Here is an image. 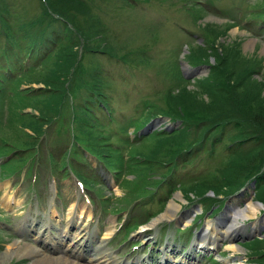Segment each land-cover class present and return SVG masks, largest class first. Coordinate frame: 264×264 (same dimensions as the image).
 I'll list each match as a JSON object with an SVG mask.
<instances>
[{
  "label": "rangeland",
  "instance_id": "1",
  "mask_svg": "<svg viewBox=\"0 0 264 264\" xmlns=\"http://www.w3.org/2000/svg\"><path fill=\"white\" fill-rule=\"evenodd\" d=\"M262 11L264 0H0V162L5 160L0 166V219L8 209L10 232L27 217L42 227L60 224V219L64 225L72 203L79 201L74 212L79 226L88 223L79 217L83 207L102 209L100 221L96 212L89 221L92 229H104L107 222L120 224L127 216L129 227H139L131 233L137 240L141 224L177 198L181 205L168 217H177L173 223L183 225L185 212L196 213L183 225L185 230L176 231L173 223L167 229L166 241L177 250L170 254L175 261L191 257L192 264H264V230L252 231V226L264 223V201L255 197V179L239 188L234 199L244 204L252 196L263 206L244 220V228L233 238L216 235L231 218L226 215L231 195L217 186L223 188L224 177L233 176L232 169L241 163L229 162L239 146L230 143L245 139L240 148L255 150L257 141L243 137L252 133L253 121L232 117L224 124L196 125L184 118L185 106L191 103L194 108L218 103L225 110L241 105L252 116L264 114V19L256 27ZM70 47L76 50V60L58 78L62 71L53 72L54 67L68 65L64 54ZM8 64L13 72H6ZM178 86L185 87L180 94L174 92ZM173 92L167 103L165 94ZM99 95L105 107L99 105ZM210 95L217 102L208 101ZM85 102L96 109L90 127H84L86 115L81 126L74 115ZM138 129L144 135H138ZM178 131H183L182 145H195L174 156L169 142ZM200 137L205 139L203 146L197 144ZM90 143L111 159L116 175L84 155V147L96 155ZM76 153L84 161L78 171L91 177L92 192L70 171L76 167ZM49 167L60 171L53 175ZM4 171L11 172L9 177ZM164 174L161 185H155ZM200 184L206 186L203 193L194 190ZM149 186L158 190L157 195ZM38 190L45 202L37 201ZM179 192L182 197H175ZM83 193L92 196L93 204ZM207 219L212 222L202 233ZM126 223L123 230L128 229ZM3 234L8 235L4 240ZM165 238L159 233L158 240L144 241L150 242V249ZM11 239L10 233L0 231V253L11 246ZM105 241L117 259L142 257L141 249L120 244L122 236ZM124 250L128 252L121 255ZM155 257V262L162 259Z\"/></svg>",
  "mask_w": 264,
  "mask_h": 264
},
{
  "label": "trees",
  "instance_id": "2",
  "mask_svg": "<svg viewBox=\"0 0 264 264\" xmlns=\"http://www.w3.org/2000/svg\"><path fill=\"white\" fill-rule=\"evenodd\" d=\"M260 14L264 15V11L260 12ZM64 56H65L64 60L65 62L68 63V65L64 66L62 64L61 67L59 66L54 67V70H53V72L62 71V74H59L58 78L61 76H65L66 72H68L67 70H69L70 68L69 64H72L76 60V50L73 47H70V50L67 51V53H65ZM64 79H66V77ZM63 83H65V81H63ZM99 87L100 86L98 83L97 87H95V90L93 92L97 94L99 92ZM64 90L65 88H63V91ZM183 90H185L184 86L180 87L178 90L174 92L179 91L178 93L180 94V91L182 92ZM174 92L168 93V95L166 96L167 103L171 100V97L175 96ZM98 97H99V101L102 102V105L106 106L107 102L102 97V95H99ZM52 99H53V96H50V100ZM231 99L237 104L234 94L232 95ZM178 100H181V99L178 98ZM207 100L210 102L216 101L215 98H213L211 95ZM208 101H206L205 103H210ZM185 107H186L185 109H186V113L188 114V116H184V118H186V120L189 123L196 124V125L198 123L208 122V121H211L214 124H219L221 122L224 124V123L229 122V120L232 119V117H239L241 120L250 118L253 121V126L251 129L252 133L249 136H243V137H248L249 140L257 141L256 146L253 147L255 148V150H252V149L250 150L249 148L247 150H244L243 148H240V145L244 142L245 139L239 138L240 140H238L237 144H233L234 142L230 143L231 146H235V145H239V146H237V148L234 149L232 158H229V162H233V163L241 162V163L238 167H234V164H233V167H234L232 169L234 171L233 176L228 177L227 179L224 177L225 185H223V188H222V186L218 184L217 190L218 191L220 189L222 191L225 190L224 193L231 194L237 191L243 185H245L246 182L255 178L256 179V197L264 201V187H263L264 186V114L262 113L254 114L253 113V116H252V114L248 113V111H244L241 105H238V108L232 106V108L229 110H225L224 107L221 105L219 106L218 103L211 104L210 106L201 107V108H194L195 107L194 103H191V104H188V107L187 106ZM217 109H220V110L217 111ZM93 112H94V108L91 105L86 104V106H84L82 117L84 118V115L87 116L86 119H87L88 127L93 125V122L90 121V118L94 116ZM170 113L176 115V117H183L182 115L178 114V112L176 113L170 110ZM237 123L239 124L240 121L237 120ZM183 131H178L177 138L174 141L169 142V145L173 147L172 154L174 156H177L180 153L184 152L185 149L186 151H188L189 149L194 147L193 145H195V143L194 144L191 143L188 146L182 145ZM216 136L217 134L213 135L214 138ZM204 140H205L204 137H200L197 144L200 143L202 144V146L205 145ZM202 185L204 184L195 185L194 190L199 191V192L204 191L206 186H202Z\"/></svg>",
  "mask_w": 264,
  "mask_h": 264
},
{
  "label": "bare ground",
  "instance_id": "3",
  "mask_svg": "<svg viewBox=\"0 0 264 264\" xmlns=\"http://www.w3.org/2000/svg\"><path fill=\"white\" fill-rule=\"evenodd\" d=\"M178 82L179 81H176V83ZM175 197L181 198L180 192L177 193ZM234 198L230 199L229 202L231 206L227 208V211H229V215L231 217L230 223L223 230H220V228H218L216 235L219 232L223 236H229V238H233L234 235L237 233L238 228H244V220L255 216L259 207L263 206L260 202L255 201L252 197L247 199L244 204L235 203L237 201ZM180 205L181 204L179 202V199L172 198L169 202L167 210L162 212L158 217L154 218L151 222H149V225L155 224V222H157L164 216H172L175 210ZM184 218V223H188L191 221L192 215L187 217V214H185ZM211 222V219H207V226H205L204 232L208 230V226ZM75 228L77 229V235L71 236L69 233V237H67V251H69L70 247L76 244L79 239V236L81 235L82 231L80 230V228L78 226H75ZM256 228V225L252 226V231H255ZM112 231V227L106 229V235L104 236V238L108 237ZM64 236H66V234ZM62 239L64 240V238ZM46 241L50 240L47 239ZM10 245L11 246L9 248H7L4 252L0 253V264H7L12 262L13 264H22L23 261H26V264H121L119 262L114 261L112 254L107 251L104 247H97L90 253L91 255L90 258H88V261L82 262L78 259V257L77 259L71 258V255L68 252H66L64 255L60 254L56 256L53 254H47L41 252L38 248H35L29 244L22 243L18 239L10 240ZM230 247L236 248V245L231 243ZM142 260L144 261L145 259ZM180 262H183V264H192L193 260L191 258L190 260H181ZM133 264H136V262H134Z\"/></svg>",
  "mask_w": 264,
  "mask_h": 264
}]
</instances>
